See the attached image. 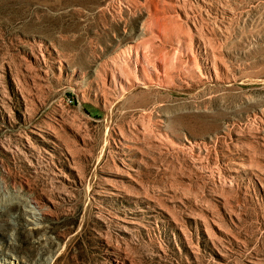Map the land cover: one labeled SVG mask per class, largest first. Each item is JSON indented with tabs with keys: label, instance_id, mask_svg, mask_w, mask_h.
Here are the masks:
<instances>
[{
	"label": "rangeland",
	"instance_id": "obj_1",
	"mask_svg": "<svg viewBox=\"0 0 264 264\" xmlns=\"http://www.w3.org/2000/svg\"><path fill=\"white\" fill-rule=\"evenodd\" d=\"M0 264H264V0H0Z\"/></svg>",
	"mask_w": 264,
	"mask_h": 264
}]
</instances>
